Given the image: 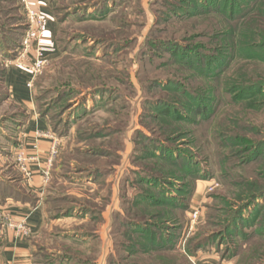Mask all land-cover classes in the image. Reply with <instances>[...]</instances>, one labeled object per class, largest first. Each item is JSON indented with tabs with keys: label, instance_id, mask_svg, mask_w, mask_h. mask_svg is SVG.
I'll return each mask as SVG.
<instances>
[{
	"label": "rangeland",
	"instance_id": "rangeland-1",
	"mask_svg": "<svg viewBox=\"0 0 264 264\" xmlns=\"http://www.w3.org/2000/svg\"><path fill=\"white\" fill-rule=\"evenodd\" d=\"M32 1L0 0V187L17 190L38 159L27 155L22 107L2 79L20 56L27 9L45 14ZM52 1L61 56L33 90L56 147L34 264H196L209 251L264 264V197L250 202L264 191V94L239 100L180 64L192 52L175 44L194 45L182 37L211 26L205 16L182 26L193 13L182 2L197 0ZM237 62L230 79L259 81L261 64Z\"/></svg>",
	"mask_w": 264,
	"mask_h": 264
},
{
	"label": "trees",
	"instance_id": "trees-1",
	"mask_svg": "<svg viewBox=\"0 0 264 264\" xmlns=\"http://www.w3.org/2000/svg\"><path fill=\"white\" fill-rule=\"evenodd\" d=\"M182 4L191 6L193 11V13L186 12L185 17L179 18L184 22L182 26L187 25V20H197L202 16L210 18L211 26L210 28L206 25L196 28L191 38L182 37L185 42H195L194 45L186 46V44L175 42L176 46L188 48L192 52L191 60L182 58L180 64L194 68L201 76L219 87L220 85L224 86L229 94L238 96L239 100L256 102L257 98H260L258 96L264 94V0H197L194 4H188L187 1H183ZM26 29L27 27H24L22 39ZM183 29L185 30H181V32H185L184 34L189 32L186 28ZM21 43H19L20 47ZM12 55L16 59L17 52ZM239 59L256 61L261 64L257 76L259 81L249 82L251 81L249 78H253L249 74L246 78L248 83H239L229 78L228 74ZM5 74L6 72L4 77ZM175 110L176 121L185 122V117H182L184 113L179 109ZM39 113L43 118H46L44 113ZM208 120H210L209 117L202 118V121ZM251 143L248 147H252L251 152H253V148L258 145ZM257 152L254 153L255 155L247 157L248 163L258 159L259 153ZM256 193L251 199V203L264 197V191ZM241 216L240 210L227 226V235H232L237 230ZM209 243L210 241H207L198 246L195 253Z\"/></svg>",
	"mask_w": 264,
	"mask_h": 264
},
{
	"label": "crops",
	"instance_id": "crops-1",
	"mask_svg": "<svg viewBox=\"0 0 264 264\" xmlns=\"http://www.w3.org/2000/svg\"><path fill=\"white\" fill-rule=\"evenodd\" d=\"M35 1V2H34ZM35 7L47 15L46 33L43 39V58L48 63L57 61L61 56L58 46L60 23L56 20L54 10L56 3L52 0H34ZM37 3V4H36ZM38 44L32 43L31 54L34 55ZM30 75L14 65L6 70L3 87L9 98L22 107L23 146L27 155L36 156L38 163L32 165V176L24 179V190L11 186L0 187V264H34L33 246L37 235L42 231L46 211L42 194L46 188L44 171L48 158L56 147L55 140L39 133L50 134L48 122L38 109L35 92L28 87ZM2 199L4 201H2ZM27 216L32 235L27 239H17L14 232L6 227L8 219L19 220ZM196 264H233L220 259L215 252H206L198 258Z\"/></svg>",
	"mask_w": 264,
	"mask_h": 264
},
{
	"label": "built area",
	"instance_id": "built-area-1",
	"mask_svg": "<svg viewBox=\"0 0 264 264\" xmlns=\"http://www.w3.org/2000/svg\"><path fill=\"white\" fill-rule=\"evenodd\" d=\"M28 11V27L25 35L22 39V50L20 56L15 60L13 65H17L25 69L30 73L31 78L28 82V87L32 89L34 87V82L36 77L41 73V71L48 64L47 61L43 58V39L46 33L47 26V16L43 14L40 10L33 11L29 8ZM38 43V49L35 54H31L32 43ZM41 136H49L39 133ZM56 143V142H55ZM55 147L52 149V153H54ZM51 157V156H50ZM26 161L25 158H23ZM52 157L49 158V164L51 163ZM23 173L26 178L30 177V170L25 167L23 169ZM50 176V170L47 169L45 172V182L47 183ZM198 218V212L195 211L193 214V219L196 220ZM6 227L14 232V235L17 239H27L32 235V230L28 221V217L24 216L19 220L8 219L6 222Z\"/></svg>",
	"mask_w": 264,
	"mask_h": 264
}]
</instances>
